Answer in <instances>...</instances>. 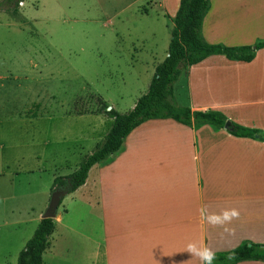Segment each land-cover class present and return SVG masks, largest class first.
Instances as JSON below:
<instances>
[{
    "label": "crops",
    "instance_id": "0c3cea01",
    "mask_svg": "<svg viewBox=\"0 0 264 264\" xmlns=\"http://www.w3.org/2000/svg\"><path fill=\"white\" fill-rule=\"evenodd\" d=\"M149 1L166 4L165 0ZM164 6L161 9L172 24L179 0L174 2V15ZM201 33L209 43L228 46L264 41V0H210ZM182 74L180 105L220 111L231 123L256 133L237 136L224 126L194 127L171 117L146 119L133 128L119 149L95 163L85 182L73 190L79 218L76 228L85 241L82 257L90 264H200L186 251L190 241H203L214 252L242 243L264 244V47L250 61L212 54L187 66ZM66 116L91 118V132L97 135L92 148L111 127L104 128L106 122L113 120L97 109L67 112ZM202 206L217 213L237 209L239 218L227 225L233 231L226 233L202 223ZM43 210L30 234L15 248L16 261ZM67 212L64 208L62 214ZM53 219L42 264H55L58 256L52 244L57 222L62 224L61 238L66 239L65 234L73 229L58 212ZM3 258L7 260L9 254ZM236 264H264V259Z\"/></svg>",
    "mask_w": 264,
    "mask_h": 264
},
{
    "label": "rangeland",
    "instance_id": "374dc122",
    "mask_svg": "<svg viewBox=\"0 0 264 264\" xmlns=\"http://www.w3.org/2000/svg\"><path fill=\"white\" fill-rule=\"evenodd\" d=\"M175 1L23 0L16 12L0 10V258L9 254L0 264H16L15 248L46 208L54 177L73 172L97 137L91 118L67 112L100 108L98 96L121 113L133 107L167 53L172 24L161 6L174 15ZM184 81L181 73L173 83L179 105ZM75 195L57 209L73 229L61 238L57 222L55 264H90Z\"/></svg>",
    "mask_w": 264,
    "mask_h": 264
},
{
    "label": "trees",
    "instance_id": "16d2710c",
    "mask_svg": "<svg viewBox=\"0 0 264 264\" xmlns=\"http://www.w3.org/2000/svg\"><path fill=\"white\" fill-rule=\"evenodd\" d=\"M21 1L23 0H1L0 10L16 12L17 5ZM209 5L210 0H179L170 29L167 55L156 65L147 91L136 99L131 109L123 113L113 107L108 109L106 102L101 97H97L100 105L97 111L113 119L111 127L73 172L53 179L52 188L67 183V180H69V192L81 186L90 168L116 152L130 131L146 119L171 117L194 127L206 123L218 128L224 126L226 117L220 111L192 110L188 106L179 105L173 96V83L187 66L212 54H223L229 59L250 61L255 51L264 47V41L243 46H228L205 41L201 28ZM232 126L229 131L237 136L253 137L256 133L255 129L236 123H232ZM53 228V218H41L32 236L19 251L16 264H42V254ZM215 253L217 258L214 264H236L244 259H264V244L242 243L230 250Z\"/></svg>",
    "mask_w": 264,
    "mask_h": 264
},
{
    "label": "clouds",
    "instance_id": "9594fccd",
    "mask_svg": "<svg viewBox=\"0 0 264 264\" xmlns=\"http://www.w3.org/2000/svg\"><path fill=\"white\" fill-rule=\"evenodd\" d=\"M199 216L202 223H205L213 228H221L223 232L231 233L233 230L229 229L227 225L231 224L234 219L239 218V211L235 208H225L219 213L209 212L206 206L199 209ZM186 251L200 264H214L216 260V253L203 241H190L186 245Z\"/></svg>",
    "mask_w": 264,
    "mask_h": 264
},
{
    "label": "water",
    "instance_id": "95a60500",
    "mask_svg": "<svg viewBox=\"0 0 264 264\" xmlns=\"http://www.w3.org/2000/svg\"><path fill=\"white\" fill-rule=\"evenodd\" d=\"M224 127L232 129V123L230 120L226 119ZM69 180L67 183L56 186L50 193L48 204L41 215V218H54L57 213L58 206L63 199V197L69 193L70 188L68 186Z\"/></svg>",
    "mask_w": 264,
    "mask_h": 264
}]
</instances>
